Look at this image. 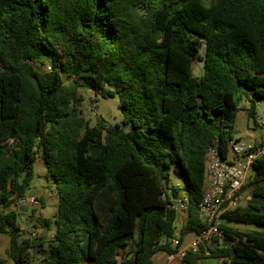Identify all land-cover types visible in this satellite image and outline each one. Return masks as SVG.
I'll list each match as a JSON object with an SVG mask.
<instances>
[{
	"label": "trees",
	"instance_id": "16d2710c",
	"mask_svg": "<svg viewBox=\"0 0 264 264\" xmlns=\"http://www.w3.org/2000/svg\"><path fill=\"white\" fill-rule=\"evenodd\" d=\"M87 84L118 95L122 124L90 122L79 94ZM262 98L264 0H0V234H10L8 255L27 264L30 248L46 250L44 234L21 229L30 211L11 208L26 196L40 155L58 193L57 213L43 224L54 228L45 264H152L155 252H175L172 238L206 227L199 203L208 151L229 157L242 102L257 123ZM172 170L180 186L169 184ZM252 170L239 192L250 188L252 198L223 213L222 241L188 251L183 264H264V158ZM180 197L188 212L176 232L171 204Z\"/></svg>",
	"mask_w": 264,
	"mask_h": 264
},
{
	"label": "rangeland",
	"instance_id": "374dc122",
	"mask_svg": "<svg viewBox=\"0 0 264 264\" xmlns=\"http://www.w3.org/2000/svg\"><path fill=\"white\" fill-rule=\"evenodd\" d=\"M201 53H204V46L201 49ZM36 65L43 70L48 69L47 65ZM202 72L203 63L200 60H196L194 73L196 75H200ZM79 94L82 95L81 108L83 109L85 116L90 119L92 124H95L102 119L107 124H122L123 114L118 107V95L107 97L97 95L90 84H87L86 87L80 88ZM247 104L248 102L246 101L242 102V106L237 112V116L234 121L235 135L238 137L239 141L264 143V98L261 99V103L257 106V121L259 119V121L263 122V125L254 123L253 119L248 116L247 110L245 109ZM253 173L252 169L248 171L247 182L252 179ZM180 178V175L172 170L169 184L172 185L177 180H180ZM250 194V188H246L241 192L238 201L239 207H246L248 205V201L252 198ZM25 197L28 198V203L25 205H29L30 214L20 215V224L24 230H27L28 228L31 229L32 238L44 234L45 239L43 250L46 249L45 251H42L39 247L30 248L26 256L27 264H45L43 262V257L49 251L50 247L48 246L50 241L53 239L54 228L46 230L43 224L47 218H53L57 213L58 193L52 178L48 175L47 166L42 159V155L39 156L33 165V177ZM13 207L16 208L17 205L13 203L11 208ZM232 226L240 230H253L259 228V226L254 224L243 222L232 223ZM27 235L28 233L25 234L24 231L23 236L26 237ZM10 241L11 238L8 232L0 234V264H17L7 252L10 246ZM34 241L38 242L37 239ZM129 248L130 246L127 249ZM203 262V264H236L232 263L229 259L223 260L219 257H207L203 259Z\"/></svg>",
	"mask_w": 264,
	"mask_h": 264
},
{
	"label": "built area",
	"instance_id": "2783aa9c",
	"mask_svg": "<svg viewBox=\"0 0 264 264\" xmlns=\"http://www.w3.org/2000/svg\"><path fill=\"white\" fill-rule=\"evenodd\" d=\"M260 103L261 101H258V105ZM256 122L263 125L259 119ZM230 151L236 156L237 162H233L229 157H221L215 148L208 151L205 184L199 203L200 216L206 227L185 245L179 237L172 238L171 243L176 247V251L168 253L170 259L177 258L183 261L188 251L207 250L214 240L222 241L224 236L221 227L222 215L226 210L238 205L239 192L247 182L248 171L252 169L256 159L264 158V143L239 141L238 138H234L231 140ZM26 203L28 198L24 196L18 198L14 204L19 206ZM171 207L176 212L182 211L187 217V197L174 199ZM21 229L24 228L21 226Z\"/></svg>",
	"mask_w": 264,
	"mask_h": 264
},
{
	"label": "crops",
	"instance_id": "0c3cea01",
	"mask_svg": "<svg viewBox=\"0 0 264 264\" xmlns=\"http://www.w3.org/2000/svg\"><path fill=\"white\" fill-rule=\"evenodd\" d=\"M257 116H258V111H257ZM235 137H236V135H235ZM236 138H238V137H236ZM229 158L233 162H237L236 156L234 155L233 152H230ZM173 184L174 185H177V186H180L181 182H180V180H177ZM27 207H28V211H30L29 205ZM13 209H14V207H13ZM176 213H177V216H176L175 226H176V232H178L180 230V228L184 225L187 217H186V214H184L182 211H177ZM194 237H195V234H188V235H186V236L183 237L182 243L184 245L185 244H188ZM203 259L199 260V263L198 264H203L204 263L203 262ZM152 264H183V263H182L181 260H179L177 258L170 259L168 257V252L167 251H165V250H159V251L155 252L153 254V256H152Z\"/></svg>",
	"mask_w": 264,
	"mask_h": 264
},
{
	"label": "water",
	"instance_id": "95a60500",
	"mask_svg": "<svg viewBox=\"0 0 264 264\" xmlns=\"http://www.w3.org/2000/svg\"><path fill=\"white\" fill-rule=\"evenodd\" d=\"M19 210L23 213H28V207L25 204L19 205ZM230 243H223V246L229 245Z\"/></svg>",
	"mask_w": 264,
	"mask_h": 264
}]
</instances>
